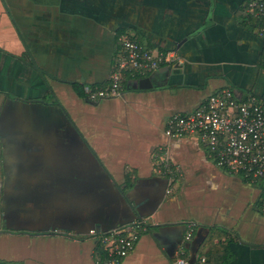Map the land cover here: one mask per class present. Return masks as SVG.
<instances>
[{
    "label": "crops",
    "instance_id": "obj_1",
    "mask_svg": "<svg viewBox=\"0 0 264 264\" xmlns=\"http://www.w3.org/2000/svg\"><path fill=\"white\" fill-rule=\"evenodd\" d=\"M248 1L0 0V112L6 99L56 102L119 192L127 176L139 182L129 193L131 209L150 214L161 197L153 214L139 218L150 231L119 264H204L202 244L212 230L232 240L225 264H264L260 192L219 171L194 138L164 136L172 115L195 110L214 91L231 89L264 103V40L247 18ZM123 35L167 52L168 82L140 90L135 81L120 98L94 103L78 97L71 84L108 82ZM2 132L0 264H99L95 240L49 231L48 210L62 211L55 215L68 225L67 202L53 205L43 195L34 204L19 200L10 177L21 173L22 155L8 154L14 143ZM164 160L181 173L169 190L157 166Z\"/></svg>",
    "mask_w": 264,
    "mask_h": 264
},
{
    "label": "water",
    "instance_id": "obj_2",
    "mask_svg": "<svg viewBox=\"0 0 264 264\" xmlns=\"http://www.w3.org/2000/svg\"><path fill=\"white\" fill-rule=\"evenodd\" d=\"M169 73L168 68H161L147 78L138 80L135 87L140 90L161 88L163 82H168ZM59 109L56 102L48 104L42 100H19L14 103L9 99H6L1 109L0 134L6 128L9 140L14 143L8 154L22 155L21 173L10 177V185L17 186L15 193L20 197L19 200L33 203L38 195H43L53 205L66 206L67 202L68 225H62L66 222L62 215H55L62 211L54 213L48 210V219L53 223L50 231L58 229L74 232L75 236H88L90 231L108 233L153 214L161 197L155 199L148 212L150 214L144 215L131 209L129 193L138 188L139 182H135L129 190L119 192L81 137L70 127L67 119L59 114ZM63 130L65 137L62 135ZM70 168L74 171H70ZM55 169L56 176H41V173L46 172L54 174ZM29 172L34 175H28ZM53 178L56 180L54 185L50 184ZM165 182V188H168V180ZM33 211L29 210L30 219ZM36 222L37 219L32 220L31 224ZM163 227L152 226L159 230Z\"/></svg>",
    "mask_w": 264,
    "mask_h": 264
},
{
    "label": "built area",
    "instance_id": "obj_3",
    "mask_svg": "<svg viewBox=\"0 0 264 264\" xmlns=\"http://www.w3.org/2000/svg\"><path fill=\"white\" fill-rule=\"evenodd\" d=\"M247 18L263 24L257 36L264 40V0H249ZM169 58L158 49L143 47L131 36L119 39L117 62L105 88L82 86L85 100L94 103L121 97L124 73L148 76L169 64ZM167 139L194 138L207 160L223 174L250 184L260 192L257 200L264 215V103L253 95L239 97L231 89L212 92L191 112L172 115L164 130ZM159 164V165H158ZM168 180V190L181 173L168 162H158ZM148 227L146 219L108 233L90 231L88 237L97 240L107 252L104 264H119L129 255ZM87 237V236H86ZM190 233H187V239ZM176 264H185L179 260Z\"/></svg>",
    "mask_w": 264,
    "mask_h": 264
},
{
    "label": "trees",
    "instance_id": "obj_4",
    "mask_svg": "<svg viewBox=\"0 0 264 264\" xmlns=\"http://www.w3.org/2000/svg\"><path fill=\"white\" fill-rule=\"evenodd\" d=\"M246 5H247V3H246ZM245 9H246V7H245ZM251 20L254 21L257 28L263 26V24H261L259 21L257 22L254 19H251ZM120 35L121 34H118V37ZM150 49H152V48H150ZM161 52H163L164 54L167 53L165 50H161ZM166 66H167V64H162L161 68L166 67ZM148 76H139V75L134 74L132 72L124 73L122 75L121 91L125 92V91L130 90L129 89L130 83L138 81L140 79L147 78ZM107 85H108V82L106 84L99 85L98 87L99 88H105ZM92 87H97V86H92ZM71 88L78 95V97L85 99L81 86L79 87L76 84H71ZM51 98H53V96ZM133 184H134V180H132L130 176H127L126 181H125V185H126L125 190L130 189ZM243 184H246V183H243ZM247 185L251 186L250 184H247ZM256 210H257V212L262 214L261 207H260L259 203L256 206ZM149 231H150V228L147 227L146 232H144L143 234H145ZM216 239L218 240V245H213V242ZM96 242H97L96 243L97 244V250H96V254H95V260H97V262L99 264H104L108 260L107 252L103 249L102 245L97 240H96ZM231 242H232V240L227 237L226 233L219 232L217 230H212V232L208 236L207 240H205L202 244V248H206L204 264H225V263H227V260L230 257L229 253H228V245Z\"/></svg>",
    "mask_w": 264,
    "mask_h": 264
},
{
    "label": "flooded vegetation",
    "instance_id": "obj_5",
    "mask_svg": "<svg viewBox=\"0 0 264 264\" xmlns=\"http://www.w3.org/2000/svg\"><path fill=\"white\" fill-rule=\"evenodd\" d=\"M43 99V101H45V98H42ZM51 104H53V103H51ZM60 112V111H59ZM61 113V112H60ZM61 115H63L62 113H61ZM68 121V120H67ZM62 135L65 137L66 136V134H65V130H63V132H62ZM51 181V180H50ZM55 182H56V180L53 178L52 179V183L50 182V184H55ZM50 231V230H49ZM43 233V232H42ZM53 233V232H52ZM68 234H69V232H67ZM44 234H48V232L47 231H45L44 232ZM51 234V233H50ZM70 234H72V235H74V232H70ZM75 237H77V236H75ZM83 238H86V237H83Z\"/></svg>",
    "mask_w": 264,
    "mask_h": 264
},
{
    "label": "rangeland",
    "instance_id": "obj_6",
    "mask_svg": "<svg viewBox=\"0 0 264 264\" xmlns=\"http://www.w3.org/2000/svg\"><path fill=\"white\" fill-rule=\"evenodd\" d=\"M47 92H45L44 94H43V96H46L47 95V98L49 97V94L47 93ZM27 100H30V99H27ZM51 100H52V98H51ZM62 101V103H63V99L61 100ZM163 162H165V160L163 161Z\"/></svg>",
    "mask_w": 264,
    "mask_h": 264
}]
</instances>
